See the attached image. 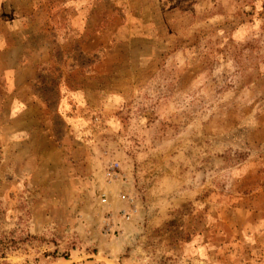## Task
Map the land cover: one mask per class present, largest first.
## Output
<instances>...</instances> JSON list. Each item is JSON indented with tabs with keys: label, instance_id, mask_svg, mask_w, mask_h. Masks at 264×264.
Returning a JSON list of instances; mask_svg holds the SVG:
<instances>
[{
	"label": "rangeland",
	"instance_id": "374dc122",
	"mask_svg": "<svg viewBox=\"0 0 264 264\" xmlns=\"http://www.w3.org/2000/svg\"><path fill=\"white\" fill-rule=\"evenodd\" d=\"M0 264H264V0H0Z\"/></svg>",
	"mask_w": 264,
	"mask_h": 264
},
{
	"label": "built area",
	"instance_id": "2783aa9c",
	"mask_svg": "<svg viewBox=\"0 0 264 264\" xmlns=\"http://www.w3.org/2000/svg\"><path fill=\"white\" fill-rule=\"evenodd\" d=\"M119 167H120V164L118 162L114 163L111 165L110 167V171H109V176L111 178V183L115 182V179H118L119 177ZM106 200V199H104ZM122 208L123 210L125 211V213L128 212V207H129V201L127 200V196L124 198V200L122 201Z\"/></svg>",
	"mask_w": 264,
	"mask_h": 264
}]
</instances>
